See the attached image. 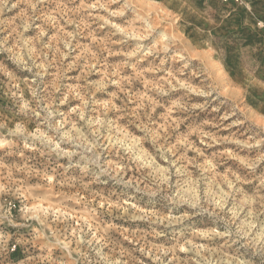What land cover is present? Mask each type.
Returning <instances> with one entry per match:
<instances>
[{
	"label": "rangeland",
	"instance_id": "1",
	"mask_svg": "<svg viewBox=\"0 0 264 264\" xmlns=\"http://www.w3.org/2000/svg\"><path fill=\"white\" fill-rule=\"evenodd\" d=\"M11 2V11L0 12V142L8 141L0 148V188L11 182L21 189L19 196L3 197L15 205L13 217L26 207L51 223L39 237H30L33 243L27 250L9 240L7 259L13 264H79L93 241L107 256L120 259L122 252L130 253L135 264H158L157 254L184 259V251H157L174 247L176 241L163 230V222L180 214L178 210L156 204L160 197L138 194L144 187L140 178L154 170V164L168 169L169 188L187 186L184 173L192 174L208 207L190 218L189 227L209 234L202 241L214 239L223 246L220 237L211 236L223 231L216 226L220 205L229 214L236 205L255 210L252 185L264 178V162L247 167L264 145L243 146L254 126L237 120L235 105L226 99L241 95L243 88L247 112L264 116V0H252L251 12L234 2L195 0L200 16L184 15L175 22L172 16L179 12L165 0ZM185 19L201 29L204 38L185 26ZM202 72L213 79L205 80ZM213 81L215 91L201 86ZM90 91L94 94L89 97ZM151 117V135L170 149L164 159L151 141L145 143L140 130H148L144 121ZM132 120L135 126H130ZM85 121H92V130L99 133L98 154L80 145L79 138L71 143L72 132L90 142L82 127ZM61 124L70 143L58 140L60 148L83 154V160L79 155L57 156L54 146L43 142ZM125 154L139 156L143 169H125L119 163ZM109 162L115 169L111 173ZM85 165L87 173L82 171ZM68 196L72 199H62ZM243 216L241 212L232 226L242 236L248 227ZM52 224L58 230L55 248L46 246ZM253 232L254 238L245 236L226 248V262L264 264V229Z\"/></svg>",
	"mask_w": 264,
	"mask_h": 264
},
{
	"label": "clouds",
	"instance_id": "2",
	"mask_svg": "<svg viewBox=\"0 0 264 264\" xmlns=\"http://www.w3.org/2000/svg\"><path fill=\"white\" fill-rule=\"evenodd\" d=\"M39 2V0H38ZM166 3L171 4L178 12L179 15L172 16V21L175 22L179 20L181 16L187 15H197L200 16V13L195 9L194 3L195 0H165ZM207 4V0H205ZM239 5H243L244 7L249 9V12L252 11V0H248L246 3L245 0H238ZM100 6V5H98ZM153 8H158L159 5H152ZM15 7L12 4L11 0H0V12L11 11V8ZM171 15V14H168ZM252 17H249L251 20ZM248 21H246L247 23ZM185 26H191L193 31L197 32L201 35L203 34L201 29L197 28L195 25H189L187 19L184 21ZM261 28H264V24H260ZM209 44L213 43L214 38L207 37ZM23 67V66H22ZM204 76L205 80L213 79L210 76H207L204 72L201 73ZM215 81L213 84H202L201 86L210 89L211 91H215L214 87ZM240 84L243 85V79H240ZM222 86V85H221ZM243 88H241V95H237L235 97L229 95L226 99L231 100L235 105L234 115H236L237 120L241 123L250 122L254 127L252 128L253 135L248 137L247 141H244L243 146L247 148H258L261 145H264V116H257L255 114H249L247 112L246 107L243 105L242 99ZM91 91L86 93L89 97L93 95ZM223 94V93H218ZM35 95V93H34ZM164 103H167L165 100ZM92 104L95 105V101H92ZM27 107V105H25ZM195 107H201L199 105ZM93 109H90L92 112ZM50 115V113H49ZM154 117L144 121L146 125H148V130L141 127V132H144V141L148 143L151 141V146L156 150V154L160 159H164L168 156V152L170 149L166 148L163 143L158 145L155 137L151 135V123L154 120ZM137 121H130V126H135ZM92 121H85L82 127L88 133V137L90 142L86 141L84 138L80 137V134L77 132H72L73 140L71 143H75L77 138H79V144L84 146L93 153H99L100 145L96 142L99 140V133L95 132L91 128ZM4 128V124L0 123V129ZM63 125H59L54 130L53 134L50 138L43 141L50 146H54V151L57 156H76L79 155L80 159L83 160V154H78L75 152L65 153L57 143L58 140H61L65 143H70L66 134L62 132ZM19 130V128L17 129ZM107 132H112L110 127H106ZM14 135V134H13ZM38 137L33 138V143L37 142ZM165 140L168 139L167 136L164 137ZM249 141H253L249 143ZM8 141L0 142V148L5 147ZM119 143V141H117ZM236 144H241L240 140L235 141ZM141 152L144 155L147 153L143 152V145H141ZM11 154V153H9ZM51 152H42L41 155L51 156ZM171 159V157H168ZM262 162H264V150L257 153V156L254 160L251 161L247 165V167L251 169H255ZM119 163H123L125 165V169L135 167L138 170L143 169V165L140 163L139 156H130L125 154L120 157ZM241 163H246L245 161H241ZM154 164V162H153ZM76 167H80L79 164L75 165ZM197 165H194V170L197 168ZM84 173L90 171L87 165L84 166L82 170ZM107 171L109 173L115 171L111 162L108 164ZM180 171V169H177ZM118 175H122V173H117ZM170 173L167 168L161 169L159 166L154 164V170L148 171L146 174L142 175L140 178V183L144 185L143 188L138 189V194L143 198L147 197H160V199L156 200L155 203L163 206L164 208L178 210L180 214L174 216L172 219L165 218L163 222V230H166L171 237H173L176 241L174 247L168 249H160L157 250L159 252L167 255L168 253L177 254L180 251H184L186 253V257L184 259H179L178 255H173V260L161 259V255L157 254L155 256L158 264H231V262H226L222 253L229 247L232 243H238L239 240L243 237L254 238L255 233L253 229L257 231L264 229V219H261L264 216V178L260 180L258 185H252L256 190L257 199L255 201L256 207L253 210L251 207L244 208L240 205H236V207L231 210V214L229 212L223 211L224 205H220L221 211L217 213L218 222L216 224L217 227L223 229L221 232H213L211 233L212 237H220L221 240L224 241L223 246H221L220 241L218 240H204L202 241L200 238L204 236H208V233H197L193 231L189 224L191 223L190 218L195 217L198 214L204 212L205 208L208 207L207 204L201 202L199 194L197 193L196 181L192 178V174L185 172L184 173V181L187 186L182 187L180 184L173 185L169 188L168 185V177ZM202 176L203 173H200ZM163 176V178H162ZM91 183H95V181H90ZM79 183V182H78ZM130 184L135 185V181H130ZM251 183V181H250ZM83 188H87V185H83ZM138 187V186H137ZM45 190L47 189V185L44 186ZM9 195L8 199H11L13 196L21 195V189L17 187L15 183L9 184V186H5L0 188V264H13L11 260H8V241L14 240L15 243L25 250L33 243L30 239L33 235L39 237L42 232L47 231L49 229L50 220L43 213L40 215L36 214L35 209H30L26 207H22L20 209L19 214L16 217L11 215V208L15 205L11 206L4 200L5 194ZM39 194V193H37ZM64 200L72 199V197H64ZM31 203V201H29ZM82 203H86L85 201H81ZM151 203V201H150ZM243 212V218L248 220V227L243 236L240 232L233 229V225H236L237 220L240 219V213ZM187 214V215H185ZM148 217H140V219H147ZM187 221V223H186ZM159 224V222H157ZM259 225V227H257ZM39 228V232H35L34 229ZM51 229L53 232L52 236L48 237V241L46 246L49 248H55L58 241V230L55 224L51 225ZM11 232V235L8 233ZM135 236V234H132ZM155 235H159V233H155ZM127 238V237H126ZM210 244H214V247H209ZM183 245V247H181ZM147 247V245H145ZM14 250V249H12ZM135 251L143 252V249H136ZM128 255L130 258L128 260H124L123 256ZM215 257V258H213ZM21 264H29L28 261H21ZM32 264H39V261H33ZM60 264H76V261H62ZM79 264H135V261L131 258L130 253H121V258L117 259L115 254L111 256H107L103 254L102 248L95 245V242H88V254L83 256L80 259Z\"/></svg>",
	"mask_w": 264,
	"mask_h": 264
},
{
	"label": "built area",
	"instance_id": "3",
	"mask_svg": "<svg viewBox=\"0 0 264 264\" xmlns=\"http://www.w3.org/2000/svg\"><path fill=\"white\" fill-rule=\"evenodd\" d=\"M225 2H234V3H238V0H224Z\"/></svg>",
	"mask_w": 264,
	"mask_h": 264
}]
</instances>
